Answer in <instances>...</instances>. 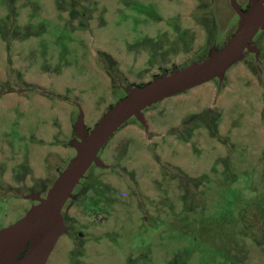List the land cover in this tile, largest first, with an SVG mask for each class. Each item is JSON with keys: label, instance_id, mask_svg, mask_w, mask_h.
I'll return each mask as SVG.
<instances>
[{"label": "rangeland", "instance_id": "obj_1", "mask_svg": "<svg viewBox=\"0 0 264 264\" xmlns=\"http://www.w3.org/2000/svg\"><path fill=\"white\" fill-rule=\"evenodd\" d=\"M239 25L221 0H0V231L66 170L81 116L91 132L128 81L174 68L147 38L177 37L179 64H201ZM253 48L144 110L147 132L131 119L115 133L47 264H264V30Z\"/></svg>", "mask_w": 264, "mask_h": 264}, {"label": "water", "instance_id": "obj_2", "mask_svg": "<svg viewBox=\"0 0 264 264\" xmlns=\"http://www.w3.org/2000/svg\"><path fill=\"white\" fill-rule=\"evenodd\" d=\"M221 1H229L240 19L238 30L221 51L201 64L131 89L89 133L81 116L75 128L76 155L66 170L59 175L46 198L30 197L38 204L19 222L0 231V264H47L58 240L67 231L62 215L65 205L93 165L105 167L99 153L115 133L131 119L147 131L144 110L213 80H222L229 69L243 60L244 52L253 49L254 38L264 30V0H252L245 12L240 10L237 0ZM28 244L26 254L18 260Z\"/></svg>", "mask_w": 264, "mask_h": 264}, {"label": "flooded vegetation", "instance_id": "obj_3", "mask_svg": "<svg viewBox=\"0 0 264 264\" xmlns=\"http://www.w3.org/2000/svg\"><path fill=\"white\" fill-rule=\"evenodd\" d=\"M145 8H142V9H138V11H140L141 10V12L144 10ZM148 44H150V49L152 50V52H153V54H157V57H158V63L160 62V60H159V57L162 55V56H166V53L167 52H169V53H167V54H170L171 55V57H169L170 59H171V61H172V65H173V67L174 68H169V69H164V70H162L161 71V75H160V77L159 76H154L153 75V77L149 80V81H147V79L146 78H141V76H138V78L137 79H134V80H130V81H128L129 82V85H130V88H129V90H127V95H128V91H130L131 89H133V88H136V87H144V86H146V85H148V84H150V83H152V82H154V81H156V80H158V79H161V78H163V77H166V76H169V75H171L172 73H177V72H180V71H183V70H185L186 68H188V67H190V66H192V65H195V64H197V63H194L195 61L193 60V58H192V61H190V62H188L187 64H183V66H181L182 65V63H180L179 64V62H178V59L179 58H183L182 57V55L183 54H181L182 53V50H185L186 48H188V46H190V45H188L187 47H186V45H185V47H183L182 45V42H180V40H177V37H172L170 40H168V41H163L164 42V44H162L161 42H162V40H161V38L159 37L158 39H157V37H155L153 40L152 39H149V38H147V41H146ZM191 43H193V41L191 40ZM190 44V43H189ZM253 51H256L254 48L252 49ZM213 54H215V53H213ZM169 55V56H170ZM181 55V56H180ZM160 59H161V57H160ZM168 59V58H167ZM190 59H191V57H190ZM156 67V66H155ZM155 67H153V70L155 69ZM150 70V67H147L146 69H145V71H146V73L148 72ZM153 70H151V72L153 71ZM150 73V72H149ZM147 75V74H146ZM140 124V123H139ZM147 124V123H146ZM141 125V124H140ZM142 126V125H141ZM143 127V126H142ZM144 129V128H143ZM145 130V129H144ZM146 131V130H145ZM148 131V130H147ZM146 131V132H147ZM86 132L87 133H89V131L88 130H86ZM73 148H74V146H73ZM75 151V150H74ZM40 197V196H39ZM72 198V197H71ZM35 203H36V205L38 204V202L37 201H35ZM19 258H20V256L18 257V260H19Z\"/></svg>", "mask_w": 264, "mask_h": 264}, {"label": "trees", "instance_id": "obj_4", "mask_svg": "<svg viewBox=\"0 0 264 264\" xmlns=\"http://www.w3.org/2000/svg\"><path fill=\"white\" fill-rule=\"evenodd\" d=\"M29 246H30V245L28 244V246H27V248L25 249V251L20 255L19 260H20L21 258L24 257V255L26 254L27 250L29 249Z\"/></svg>", "mask_w": 264, "mask_h": 264}]
</instances>
